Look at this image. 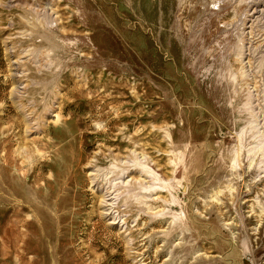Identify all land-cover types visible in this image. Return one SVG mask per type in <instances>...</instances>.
I'll return each mask as SVG.
<instances>
[{"label": "rangeland", "instance_id": "374dc122", "mask_svg": "<svg viewBox=\"0 0 264 264\" xmlns=\"http://www.w3.org/2000/svg\"><path fill=\"white\" fill-rule=\"evenodd\" d=\"M0 264H264V0H0Z\"/></svg>", "mask_w": 264, "mask_h": 264}]
</instances>
